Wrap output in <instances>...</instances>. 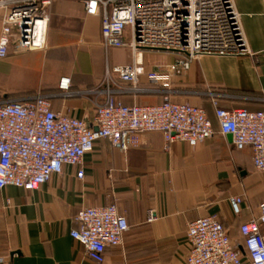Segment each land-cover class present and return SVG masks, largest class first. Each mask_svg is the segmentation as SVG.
Segmentation results:
<instances>
[{"label": "crops", "instance_id": "0c3cea01", "mask_svg": "<svg viewBox=\"0 0 264 264\" xmlns=\"http://www.w3.org/2000/svg\"><path fill=\"white\" fill-rule=\"evenodd\" d=\"M234 2L251 54L202 56L185 75L173 78L172 99L205 109L213 137L167 149L161 133H147L127 153L101 140L84 158L83 180L77 168L66 166L36 191L0 190V258L8 264H98L71 233L83 208L111 204L127 217L130 229L121 248L106 251L103 264H185L188 225L205 217H216L240 238V226L260 214L264 173L256 170L252 149L238 151L232 135L220 132L214 103L224 110L264 111V4ZM3 17L0 11V35ZM49 17L45 49L18 52L11 46L8 58L0 61V93L8 99L42 93L51 97L56 113L93 123L97 104L107 99L102 93L107 71L132 62L133 52L106 50L101 17L88 16L78 0H56ZM171 54V63L151 62L146 52L136 58L148 72L174 64L178 56ZM63 78L71 81L68 91L59 89ZM114 98L130 106L159 104L164 96ZM231 197L242 198L239 215Z\"/></svg>", "mask_w": 264, "mask_h": 264}, {"label": "built area", "instance_id": "2783aa9c", "mask_svg": "<svg viewBox=\"0 0 264 264\" xmlns=\"http://www.w3.org/2000/svg\"><path fill=\"white\" fill-rule=\"evenodd\" d=\"M55 1L0 0V61L8 58L11 46L18 52L45 49ZM78 1L88 16L101 17L104 48L129 49L134 59L107 71L102 92L107 99L97 104L93 123L56 113L51 97L42 93L27 99H8L0 93V190L36 191L66 166L77 168L83 180L84 158L101 140L127 153L147 133H161L167 149L176 142L196 146L211 139L214 128L205 109L172 99L173 78L185 75L202 56L251 54L234 0ZM142 50L178 57L172 65L145 72L136 58ZM70 82L61 79L59 89L68 91ZM145 94L164 98L159 104L130 106L114 98ZM214 106L220 132L232 135L238 151L252 149L253 164L264 173V111L224 110L217 102ZM230 205L239 215L242 198L231 197ZM77 222L71 237L98 264L105 262L108 249L123 246L130 229L116 204L85 207ZM187 240L185 264H264V202L259 216L240 226V238H233L216 217H205L189 223ZM0 264L8 263L0 258Z\"/></svg>", "mask_w": 264, "mask_h": 264}, {"label": "rangeland", "instance_id": "374dc122", "mask_svg": "<svg viewBox=\"0 0 264 264\" xmlns=\"http://www.w3.org/2000/svg\"><path fill=\"white\" fill-rule=\"evenodd\" d=\"M146 52V55L151 57V62H158V63H171L173 61V54L171 53H164V52H154V51H149V50H142L140 51ZM164 57H168L167 59Z\"/></svg>", "mask_w": 264, "mask_h": 264}, {"label": "trees", "instance_id": "16d2710c", "mask_svg": "<svg viewBox=\"0 0 264 264\" xmlns=\"http://www.w3.org/2000/svg\"><path fill=\"white\" fill-rule=\"evenodd\" d=\"M162 101H163V100H162ZM162 101H161V102H162ZM161 102H160V103H161Z\"/></svg>", "mask_w": 264, "mask_h": 264}]
</instances>
